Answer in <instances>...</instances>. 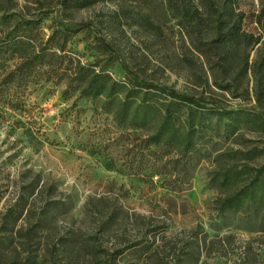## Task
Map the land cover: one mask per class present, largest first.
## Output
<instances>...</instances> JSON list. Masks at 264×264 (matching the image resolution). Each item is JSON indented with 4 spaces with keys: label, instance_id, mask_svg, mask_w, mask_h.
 <instances>
[{
    "label": "rangeland",
    "instance_id": "obj_1",
    "mask_svg": "<svg viewBox=\"0 0 264 264\" xmlns=\"http://www.w3.org/2000/svg\"><path fill=\"white\" fill-rule=\"evenodd\" d=\"M238 2L246 29L258 33L254 14L264 0ZM60 3L0 0V10L44 16L46 34L67 22L76 29L72 56L119 80L139 76L211 107L264 115V100H257L264 79L259 84L253 69L239 82L214 75L168 0H105L81 9ZM250 53L254 65L264 43ZM66 88V81L40 80L21 90L19 105L0 95V264H264V230L243 228L260 220L217 210L215 200L235 187L213 179L228 163L264 168L263 128L215 135L188 174L178 168L190 187L177 194L162 178L132 175L131 130L98 100ZM231 149L244 153L217 157Z\"/></svg>",
    "mask_w": 264,
    "mask_h": 264
},
{
    "label": "trees",
    "instance_id": "obj_2",
    "mask_svg": "<svg viewBox=\"0 0 264 264\" xmlns=\"http://www.w3.org/2000/svg\"><path fill=\"white\" fill-rule=\"evenodd\" d=\"M102 1L105 0H61L60 4L81 9ZM168 5L214 75L221 79L232 76L234 82H239L253 69L259 84L262 82L264 54L252 65L250 51L264 43V4L254 14L258 33L246 29V11L238 0H168ZM44 19L15 18L13 13L0 10V95L19 105L22 99L18 96L29 84L66 81V93L79 92L81 97L98 100L119 127L131 130L127 139L135 150L132 162H137L132 175L162 178V185L180 194L189 189L190 181L180 176L178 168L183 166L188 174L215 135L233 136L243 127L264 129V115L259 112L211 107L202 99L164 84L139 76L119 80L104 70H96L72 56L68 43L76 32L74 27L59 20L48 27L51 32L46 34ZM144 25L154 27L147 20ZM261 84L259 102L264 100ZM138 130L146 135L137 134ZM243 153L231 149L219 152L217 157L234 159ZM143 160L145 166L141 164ZM242 163H228L215 173L213 179L219 187H235L227 196L215 200L216 209L222 214L260 220L259 224H244L243 228L264 230V168Z\"/></svg>",
    "mask_w": 264,
    "mask_h": 264
}]
</instances>
